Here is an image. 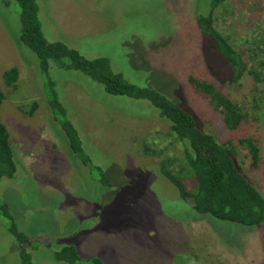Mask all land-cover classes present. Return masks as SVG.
<instances>
[{"label": "rangeland", "instance_id": "obj_1", "mask_svg": "<svg viewBox=\"0 0 264 264\" xmlns=\"http://www.w3.org/2000/svg\"><path fill=\"white\" fill-rule=\"evenodd\" d=\"M212 0H37L44 37L87 59L107 58L130 83L155 89L190 111L220 143L236 147L240 172L264 197V0H229L214 26L249 65L232 81L229 62L201 34L198 13ZM19 6L0 0V122L16 167L0 181L33 264H69L54 253L72 246L73 264H264V223L246 227L195 212L160 171L175 172L181 145L147 101L107 94L88 76L49 62L53 91L76 128L85 166L72 154L48 103L51 94L37 56L19 43ZM17 68L15 87L3 73ZM211 82L245 119L229 130L189 79ZM36 103L32 115L31 105ZM243 138L260 147L250 166ZM102 177L106 183L101 181ZM108 182V183H107ZM97 259L98 263L92 262ZM19 244L0 217V264H21Z\"/></svg>", "mask_w": 264, "mask_h": 264}, {"label": "trees", "instance_id": "obj_2", "mask_svg": "<svg viewBox=\"0 0 264 264\" xmlns=\"http://www.w3.org/2000/svg\"><path fill=\"white\" fill-rule=\"evenodd\" d=\"M11 1L19 6L23 23L19 43L31 50L39 60L42 74L47 78V86L51 90L48 103L53 118L61 126L68 141V148L85 166L89 159L84 155L82 142L76 128L67 118L65 108L53 91L54 82L48 77L49 62L54 61L60 68L78 71L100 84L104 91L113 96H124L133 100L147 101L157 110L154 114L168 123L170 135L181 145V163L175 172L163 164L160 171L177 190L180 198L190 203L191 208L200 214L225 222H232L246 227H256L264 223V197L257 188L240 172L236 164V147L232 143H220L216 138L204 131L195 116L159 91L130 83L115 72L107 58L87 59L76 49L62 42H49L42 33L38 17L37 0H2ZM229 0H212L207 13H198L196 23L199 31L210 38L220 54L229 62L232 69V81L237 83L248 72L250 67L243 55L233 48L229 40L214 26L213 12ZM252 73V72H250ZM256 76V73H252ZM5 84L15 87L19 72L10 68L2 75ZM194 89L205 96L219 112L222 122L229 130H236L245 119L240 106L230 100L215 85L205 80L189 79ZM5 96L0 90V105ZM36 103L31 105L32 115ZM238 145L247 149L250 166L257 167L260 147L254 138H243ZM16 171L13 152L9 143V134L0 122V181L12 179ZM101 181L106 183L102 177ZM108 183V182H107ZM0 217L8 221V231L19 244L21 264H33L30 253L24 245L30 246L32 241L23 232L18 231L9 211L7 203L0 202ZM54 260L64 263L79 261L76 249L72 246L61 248L54 253ZM92 262L98 263L97 259Z\"/></svg>", "mask_w": 264, "mask_h": 264}]
</instances>
